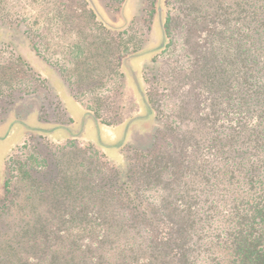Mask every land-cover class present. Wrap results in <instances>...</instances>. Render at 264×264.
<instances>
[{
	"label": "trees",
	"instance_id": "1",
	"mask_svg": "<svg viewBox=\"0 0 264 264\" xmlns=\"http://www.w3.org/2000/svg\"><path fill=\"white\" fill-rule=\"evenodd\" d=\"M180 1L164 26L180 22L185 67L161 61L157 77L143 61L121 63L140 46L118 45L116 59L113 50L103 56L108 79L119 82L110 103L127 105L129 76L141 104L157 115L150 146L130 149L119 168L97 144L48 135L55 166L41 152L10 167L30 140L17 144L0 202V264H264V0ZM101 64L83 87L101 85ZM70 75L69 89H81L82 79ZM155 78L167 87L163 96L177 100L172 112L156 105L160 87L144 93ZM35 79L39 86L24 96L50 95L47 80ZM104 101L84 108L102 126L123 124L127 113L100 115ZM10 173L26 192H11ZM43 173L52 179H39Z\"/></svg>",
	"mask_w": 264,
	"mask_h": 264
},
{
	"label": "rangeland",
	"instance_id": "2",
	"mask_svg": "<svg viewBox=\"0 0 264 264\" xmlns=\"http://www.w3.org/2000/svg\"><path fill=\"white\" fill-rule=\"evenodd\" d=\"M93 1L99 11V13L95 12L97 19L93 16L92 10H95L89 0H0V137L10 132L5 140H0V202L4 196L5 175L7 174L6 157L15 143L21 144L26 139L30 140L28 149L20 150L24 154L15 155L16 158L14 157L11 165L8 163V166L13 167L18 157L24 162L29 154H35L41 159V152L50 159V166H55V159L49 155V151L53 152L54 148L48 145V142L50 143L46 137L48 134L26 132L22 125H18V122L30 128L44 130L64 126L75 135L83 127L81 134L71 138L77 139L78 142H73L76 146L85 147L87 141L84 137L88 141L94 140L96 130L89 120L82 124L85 114L81 104L83 107L97 108L99 106L97 101L107 99L102 107L98 108L100 115L105 119H110L115 118L116 114L127 113L128 117L124 124H120L122 126L134 118L147 115V109L144 110L143 107L138 106V96L129 76L125 81L128 88L127 105L124 106L123 102V104L119 102L118 107H114L115 105L110 103L109 92L116 89L118 80L108 79L109 72L104 68L107 56H103L104 54L109 55V51L113 50L116 51V59L118 45H121V50L128 45L129 47L140 46L138 53L129 55L125 61H121L128 67L132 65L136 67L138 63H135L133 59L143 52L160 47L162 43L158 19L160 0H128L125 16L122 10L127 0L121 3L118 0ZM180 2V0H162L163 25L167 10L175 9ZM174 20L169 23V31L167 28L165 31L164 26V31L167 32L164 47L154 54L139 57L140 61L147 66H152L155 70L153 76L158 77L166 62L170 63V70L187 65L188 60L181 48V24L176 19ZM4 21L16 22L18 27L5 25ZM101 22L107 27H104ZM98 55H100L99 58ZM100 60H102L103 67L99 70L104 73L105 79L95 88L90 85L83 87V84L87 83L88 76L96 73L93 67ZM107 61L112 60L107 58ZM161 61L164 63L160 64ZM156 62L159 64L156 65ZM22 63L26 67H23ZM110 66L114 68V65ZM121 67L116 66L114 70L117 69L122 73ZM70 74H74L75 79L76 77L82 79L81 89H69L67 80ZM35 77L47 80L51 89L50 95L49 92H39L34 96H24L26 91L34 92L39 86ZM157 83V78L147 81L142 89L146 94L150 85L160 87L158 88L160 90L153 94L157 101L156 105L164 113L172 112L175 105H178L177 100L163 96L162 89L167 87L163 83ZM122 95L113 97L117 96V99L122 100ZM11 96L14 102L8 104L7 98ZM57 103L59 105H56ZM41 116L48 122L40 120ZM69 116L72 119L70 124L68 123ZM156 116L153 113L148 121L135 123L129 131L125 146L117 150L103 149L107 160L119 168H124L125 165L119 166L118 164H121L122 157L126 156L130 149L149 147L156 125L158 127L160 124L159 121L156 123L154 120ZM13 123L16 125L11 129ZM221 129L218 126L214 128L217 132ZM66 135L67 132L63 130L56 131L53 138L62 139ZM116 135L102 129V139L108 145H115L120 141L119 138H115ZM203 155L206 158L208 155L211 156L207 150ZM15 176L16 173L10 175L12 177L11 192L14 195L17 192L23 194L26 192L25 183L21 180L16 182L13 178ZM38 178L48 181L52 179V175L43 173ZM149 195L154 196V192H150Z\"/></svg>",
	"mask_w": 264,
	"mask_h": 264
},
{
	"label": "water",
	"instance_id": "3",
	"mask_svg": "<svg viewBox=\"0 0 264 264\" xmlns=\"http://www.w3.org/2000/svg\"><path fill=\"white\" fill-rule=\"evenodd\" d=\"M93 9L95 10L96 13H99L95 3L93 0H89ZM127 2L128 0L126 1V4L124 5L123 7V10H122V14L123 16H125V9H126V5H127ZM161 2L162 0H160V3H159V14H158V19H159V28H160V31H161V34H162V43L160 45V47L154 49V50H149V51H146V52H143L141 53L140 55L137 56V58L139 57H146V56H149L151 54H154L158 51H160L163 47H164V44H165V31H164V25H163V13H162V7H161ZM135 58V57H134ZM133 59V58H132ZM152 115V110L149 108H147V115L144 116V117H137V118H134L132 119L131 121H129V123L127 124V128H126V131H125V134H124V137L122 139V142L117 144V145H106L102 142L101 140V134H100V127H99V123L97 121V119L90 113H87L85 115V117L83 118V121H82V124H84L86 118H91L94 123H95V126H96V129H97V139H98V143L105 149H120L123 144L125 143V140H126V137H127V132H128V129L129 127L131 126V124L135 123V122H139V121H146L148 120ZM18 124L24 126L27 130L31 131V132H37V133H42V134H50L56 130H63L65 132H67V134L71 137H76L77 135L81 134L83 132V127L82 129H80L79 133H77L76 135L73 134L67 127H64V126H57L55 128H52V129H48V130H44V129H39V128H30V127H27L25 126L23 123L21 122H18Z\"/></svg>",
	"mask_w": 264,
	"mask_h": 264
},
{
	"label": "crops",
	"instance_id": "4",
	"mask_svg": "<svg viewBox=\"0 0 264 264\" xmlns=\"http://www.w3.org/2000/svg\"><path fill=\"white\" fill-rule=\"evenodd\" d=\"M134 61H136L135 63H138V64H140V62L141 61H139V59H137V60H134ZM134 63V64H135ZM138 96V95H137ZM140 96V95H139ZM138 100L139 101H141V98L139 99L138 98ZM142 100H143V98H142ZM139 101H138V106H139V108L140 107H143L144 108V110H146L147 108H145V106L144 105H142L141 104V102L139 103ZM80 103V102H79ZM81 104V103H80ZM81 106H82V110L84 111V114L86 115L87 114V112L85 111V109H84V107H83V105L81 104ZM85 115H84V117H85ZM142 117H144V116H142ZM69 118H70V116H69ZM151 118V117H150ZM149 118V119H150ZM71 119V118H70ZM148 119V120H149ZM86 120H89L91 123H92V125L94 126V128H95V130H96V138L94 139V140H92V141H88L85 137H84V139L87 141V142H89V143H96L97 145H99L100 147H102L99 143H98V139H97V129H96V126H95V123H94V121L91 119V118H86ZM86 120H85V122H86ZM148 120H146V121H148ZM139 122H143V121H139ZM129 122H127L126 124H125V126H122V125H118V126H114V127H109V126H102V125H100L99 124V127H100V134H101V140H102V142L104 143V141H103V139H102V129L104 128V130H105V132H109V133H111L112 135H116V137L115 138H119V142L118 143H115V145H117V144H119V143H121L122 142V139H123V137H124V134H125V131H126V128H127V124H128ZM135 123H138V122H135ZM135 123H133V124H131V126L129 127V129H128V132H127V137H128V134H129V131L131 130V127L135 124ZM124 124V123H123ZM14 125H16V124H14L13 123V126H11V129L14 127ZM18 125H20V124H18ZM24 127V126H23ZM19 128H21V127H19ZM25 128V127H24ZM118 130V131H117ZM25 131L26 132H31V131H29V130H27L26 128H25ZM56 131H62V130H56ZM56 131H54V132H52V133H50V134H48L49 136H51V137H53V134L56 132ZM18 132V131H17ZM9 133L10 132H8V133H6V135L5 136H1L0 137V140H5L8 136H9ZM127 137H126V140H125V143L123 144V146H125L126 145V143H127ZM71 138V136H69L68 134L65 136V138H63L64 140H67V139H70ZM104 144H106V143H104ZM16 145H17V143H15V145L13 146V148L11 149V151H10V153L8 154V156L6 157V160H7V158L9 157V155L13 152V150H14V148L16 147ZM106 145H108V144H106ZM103 148V147H102ZM103 149H105V148H103ZM107 151H109V150H117V149H106ZM121 162H123V157H122V160H121Z\"/></svg>",
	"mask_w": 264,
	"mask_h": 264
}]
</instances>
